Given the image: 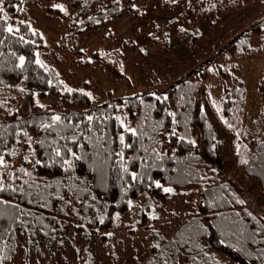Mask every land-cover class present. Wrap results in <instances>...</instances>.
<instances>
[{"label":"trees","instance_id":"obj_1","mask_svg":"<svg viewBox=\"0 0 264 264\" xmlns=\"http://www.w3.org/2000/svg\"><path fill=\"white\" fill-rule=\"evenodd\" d=\"M25 1L4 0L5 11L0 14V17H9L7 22L0 18V139L4 141L0 153L11 165L8 172L19 176V179L7 180L6 183L23 184L28 177L17 172L23 166L32 173V179L37 184L52 185L48 193H56L63 199L50 196L48 206L41 207L39 203L29 204L19 194L15 199L11 195L0 194V199L19 203L21 208L30 210L43 220V225L48 226L45 228L28 217V227L33 229L34 226L36 233L31 236L30 232L25 233L22 227L12 224L15 239L11 232L0 239V244L5 245L4 251L11 256L7 264L13 262L19 252L42 246L49 253L53 250L62 252L64 246L86 254L84 249L73 245L76 237L68 240L61 232L64 227L59 224L60 214L57 212L64 206H57L62 201L71 200L73 206L82 210L89 200L95 203L104 200V212L99 216L92 215V223L99 228H110L119 217L130 213L132 207L128 205V200L134 204L142 198L145 202L139 211V222H142L144 231H149V226L144 223L145 219L154 221L149 203L159 206L174 195L166 194L154 185L149 187L155 180L165 187H172L175 194L193 190L197 201L194 210L188 212L187 217L169 234L158 231L160 236H157L150 230L153 239L146 244L140 258L134 259L135 264H163L165 259L168 264H177L176 255L169 245L181 239V232L188 242L181 247L178 264H264V257L260 256L264 243H252L248 238V233L259 232L260 224H264V107L251 115L248 106L252 96L259 97L264 104V74L262 84L251 93L240 70L234 67V63L244 62L259 53L249 45L248 37H240L236 43L230 41L225 45L230 61H227L226 69H221L220 65L216 69L222 82L217 102L212 100V94H208L203 84L207 76L204 67L189 78H179L162 93L135 92L93 102L84 94L87 91L83 86H71L60 78L57 69L46 61L48 47L39 30L17 18ZM132 4L133 0H70L72 9L68 14L49 5L44 9L64 22L62 37L71 38L106 27L124 12L134 13ZM8 24L14 29L19 28V31L8 33ZM262 42L264 44V37ZM260 52L264 57V47ZM20 56L25 58L24 68L17 67ZM37 58L47 70L35 63ZM78 62L81 65L96 63L112 77L121 75L95 51L83 59L79 58ZM65 87L73 91L68 93ZM165 96L167 100L163 99ZM42 100L45 101L40 103ZM37 101L44 107L40 108ZM169 112L176 114V123H173ZM54 114L68 119L62 120L61 127L44 130L42 123H50L49 118ZM89 115L93 116L92 122L87 120ZM116 117L124 120L126 126L136 128L137 136L124 132ZM24 132L31 137L30 147ZM121 133L125 135V143L132 147L125 148L120 144ZM74 136L78 138L75 143L72 142ZM53 140L56 141L54 145ZM64 144L82 157L73 160V167L67 171L59 163L52 164L46 155L52 148L61 147L62 155L72 159L71 154L63 149ZM153 149L167 155L162 161L156 160L155 166L145 169V157L149 165L153 164ZM13 150L17 154L8 155ZM120 152H123L129 172L147 173L151 179L136 183L128 174L121 173L119 156L115 155ZM25 157L33 162L39 159L41 164L28 163ZM242 159L248 163L242 164ZM120 175L132 184L126 195L125 185L118 178ZM81 185L80 189L87 191H78ZM69 186H74L72 191H69ZM237 199L246 203L240 205L236 203ZM47 208L54 213H44ZM247 212L257 217L259 223L247 216ZM148 213H152L149 219ZM236 213L246 226L244 234L238 237L226 234L222 220L224 216L235 217ZM100 217H104L103 224ZM0 224L7 227L9 220L5 218ZM198 225L203 228L193 236ZM186 228L188 231H185ZM29 238L32 243H28ZM255 239L264 240V235H257ZM156 243L160 244L159 249L152 247ZM7 246H14L15 251L8 252ZM161 249L164 251L161 252ZM87 252L90 253L89 250Z\"/></svg>","mask_w":264,"mask_h":264},{"label":"rangeland","instance_id":"obj_2","mask_svg":"<svg viewBox=\"0 0 264 264\" xmlns=\"http://www.w3.org/2000/svg\"><path fill=\"white\" fill-rule=\"evenodd\" d=\"M57 4L64 6V14L72 9L70 0H27L17 18L39 30L48 47L46 61L57 69L60 78L71 86H83L93 102L135 92L162 93L176 80L191 77L201 67L207 73L203 84L217 102L222 87L217 66L226 69L230 55L225 45L230 41L236 43L240 37H248L249 45L259 53L244 62L234 63V67L240 70L251 93L262 84L264 57L260 51L264 47V0H178L177 3L133 0L134 13L124 12L106 27L71 38L62 37L64 22L44 9L46 5ZM92 51L105 58L121 75L112 77L96 63L81 65L78 62ZM248 106L250 114L254 115L259 108L263 110L264 104L259 97L252 96ZM143 200L138 199L130 213L119 217L110 228H99L92 223V215L104 212V200L96 203L89 200L82 210L62 201L57 206H64L57 212L59 224L64 227L61 232L68 240L76 237L73 245L84 249L86 254L72 246V249L63 246L62 252L49 253L41 245L39 249L19 252L8 264H135L134 259L140 258L146 244L153 239L150 230L169 234L194 210L197 201L195 191L190 190L172 195L159 206L149 203L154 214L161 218L145 219L150 230L144 231L139 222ZM43 211L54 213L49 208ZM152 213H148V219Z\"/></svg>","mask_w":264,"mask_h":264},{"label":"snow or ice","instance_id":"obj_3","mask_svg":"<svg viewBox=\"0 0 264 264\" xmlns=\"http://www.w3.org/2000/svg\"><path fill=\"white\" fill-rule=\"evenodd\" d=\"M171 2L177 3L178 0H171ZM3 4H4V0H0V14H3L5 11ZM53 7L58 8L62 12H66V9L64 8L63 5L57 4V5H53ZM133 7L135 8V5H133ZM0 18H2L5 22H7V20L9 19V17L7 15H3ZM89 19H91V17ZM20 23H23V21H21ZM6 31L8 33L12 34L14 32H18L19 28L14 29L11 24H8ZM181 31H184V29H181ZM33 34L35 35V32H33ZM20 39L23 40V37H20ZM0 43H2V41H0ZM141 51H143V49H141ZM38 55L39 54H37V56ZM35 63L38 64L41 68H44L45 70H47L46 65L40 59L37 58ZM24 66H25V58H24V56H20L19 57V64L17 65V67L24 68ZM65 91H67L68 93H71L73 91V89L65 87ZM84 94L88 95V96L91 95L90 93H84ZM152 95L155 96V93H153ZM156 99L159 100L161 98L156 97ZM163 99L167 100L168 97L165 96V97H163ZM37 104L40 108L44 107V105L39 104V101H37ZM168 115L172 116L173 117V123H176V121H175V115L176 114L169 112ZM64 119H68V117L62 118L60 115L54 114L49 118L50 123H42V128L44 130H48V129L61 127L62 126V120H64ZM116 119L120 121V126L124 129V132L131 133V135L134 137L137 136L138 130L136 128L126 126L125 121L122 120L120 117H116ZM87 120L89 122H92L93 116L89 115L87 117ZM0 127H2V125H0ZM64 127H69V126L64 125ZM229 127H231V125H229ZM81 134L83 135V133H81ZM172 134L173 135L175 134V130H173ZM17 135H20V133H17ZM23 135L28 138V143H29V147H30L31 146V137H28V134L26 132H24ZM141 135H143V133H141ZM63 138L64 137H61V139H63ZM85 138L91 139L90 137H85ZM77 139L78 138L75 136L72 137V142L75 143ZM180 139L183 140L184 137L181 136ZM119 141H120V144L123 145L125 148L132 147L131 144L125 143V135L123 133H121L119 135ZM39 142L43 144V141H39ZM189 142L193 143V144L195 143V141H189ZM3 143H4V141L2 139H0V146H2ZM52 144L53 145L56 144V141L53 140ZM49 147H51V145ZM62 147H63V149H65L67 151V153L71 154L72 159H68L65 155H62L61 147L52 148V151L46 153V155L48 157V160H50L52 164L59 163L62 167L65 168V171H67L73 167V160H79L82 157L80 155L72 152L71 148H69L67 144H64ZM145 151L147 152L148 150L145 149ZM152 151L154 152V156L152 157L153 164L149 165L147 163V157H145L144 158L145 169H148L150 167L155 166L156 160L162 161L165 159V157L167 155L166 153L162 154V153L156 152L155 149H153ZM16 154L17 153L15 150L8 153V155H11V156H15ZM115 155L119 156V162H120L119 163V171L123 174H128L133 182L142 183L145 181L146 178L148 180L151 179V177L148 176L147 173L142 175V174H138L137 172H134V171L129 172V168H128L127 164L125 163V157L123 155V152L116 153ZM24 159L28 163H33L34 165L41 164V161L39 159L35 160L34 162L28 161L27 157H25ZM241 163L247 164L248 161L242 159ZM10 167H11V165L5 159V155L3 153H0V194L11 195L13 197V199H15L16 195L19 194L22 199H27L29 204L39 203V205L41 207H47L48 206V204L50 202V199H49L50 196H54L57 199H63L62 196H59L56 193H48V189L53 187L52 185L37 184L32 179V173L30 171H28L26 168H24L23 166L20 167L19 169H17V172L23 174V176H25V177H28V179H25L23 181V184L18 185V186L14 185L12 183H6L7 180L19 179V176H17L15 173L8 172V169ZM118 178L121 181H123V183L125 185L124 192L126 195L127 189L132 187V184H129L127 181H125L123 175H120ZM204 178L205 177H200V179H204ZM153 185L155 186V188L161 189L166 194H175L174 189L172 187H165L164 185H162L160 183L159 180L152 181L148 186L152 187ZM73 187L74 186H69V191H72ZM78 191L83 192V191H87V189H79ZM93 199H95V197H93ZM68 203L70 204L71 200H69ZM127 203L130 207L133 206V203L131 200H128ZM236 203H238L240 205H244L246 203V201L243 199H237ZM153 213H155L154 209H153ZM173 215H175V213H173ZM246 215L251 217L254 221H257V223H259L258 218L253 216V214L251 212H247ZM22 217H23V219H21ZM28 217H31L32 220H36L37 222H39L40 224L43 225V220L41 218L36 217L30 210H25V209L21 208L19 203L13 204V203H10L9 200L0 199V221L4 220L5 218H7L9 220V225L7 227L3 224H0V239H2L3 236L7 232H11L12 238L15 239V231H14V229H11L12 224H16L18 227H22L23 232H25V233L30 232L31 236H35L36 233L34 230V226H33V229H30L28 227V225L30 223ZM151 218L153 220H159L161 217L157 214H153L151 216ZM262 218H264V217H262ZM222 220L224 222L226 234L230 233L231 235L237 236V237L244 234L246 226L244 225L243 221L241 219H239V213H236L235 217L224 216L222 218ZM100 223L101 224L104 223V217H100ZM43 227L47 228L48 226L43 225ZM202 228H203V226L198 225L195 233H193V236L195 234H198L202 230ZM153 231L155 232V234L157 236H160V233L158 231H156L155 229H153ZM185 231H188V229L186 228ZM44 234H45V236L48 235L47 232H45ZM107 235L111 236L112 233H107ZM179 235L181 236V239L179 241H176V242H170V245H169V247L174 251V253L176 255L177 264H178V257H179L181 247L183 245L187 244V242H188L187 240L183 239V236H184L183 232L179 233ZM257 235H264V224H260L259 232L248 233V238L251 239L252 243H256V244L264 243V240L255 239V237ZM160 238L163 239V237H160ZM52 239H55V237H52ZM60 242L62 243L63 241L61 240ZM28 243H32L31 238H29ZM7 247H8V252L15 251L14 246H7ZM152 247L159 249L160 244L159 243L153 244ZM4 248H5V245L0 244V264H7V262L11 260V256L4 251ZM163 251L164 250L161 249V252H163ZM249 255H251V253H249ZM260 256L264 257V249H261ZM163 264H168L167 259H165L163 261Z\"/></svg>","mask_w":264,"mask_h":264},{"label":"water","instance_id":"obj_4","mask_svg":"<svg viewBox=\"0 0 264 264\" xmlns=\"http://www.w3.org/2000/svg\"><path fill=\"white\" fill-rule=\"evenodd\" d=\"M264 21V20H263Z\"/></svg>","mask_w":264,"mask_h":264}]
</instances>
